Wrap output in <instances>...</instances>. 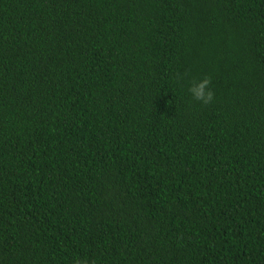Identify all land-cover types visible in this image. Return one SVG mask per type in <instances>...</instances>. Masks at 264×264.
<instances>
[{
  "label": "trees",
  "instance_id": "trees-1",
  "mask_svg": "<svg viewBox=\"0 0 264 264\" xmlns=\"http://www.w3.org/2000/svg\"><path fill=\"white\" fill-rule=\"evenodd\" d=\"M77 261L264 264V0H0V264Z\"/></svg>",
  "mask_w": 264,
  "mask_h": 264
},
{
  "label": "clouds",
  "instance_id": "clouds-1",
  "mask_svg": "<svg viewBox=\"0 0 264 264\" xmlns=\"http://www.w3.org/2000/svg\"><path fill=\"white\" fill-rule=\"evenodd\" d=\"M188 90L194 100L204 105H208L214 100L215 93L211 88V78L208 76H205L199 82H193ZM77 264H80V262L77 261Z\"/></svg>",
  "mask_w": 264,
  "mask_h": 264
}]
</instances>
